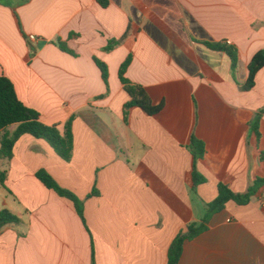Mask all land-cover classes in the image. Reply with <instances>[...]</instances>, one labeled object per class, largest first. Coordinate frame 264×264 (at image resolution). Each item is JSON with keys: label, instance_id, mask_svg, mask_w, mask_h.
Returning <instances> with one entry per match:
<instances>
[{"label": "crops", "instance_id": "0c3cea01", "mask_svg": "<svg viewBox=\"0 0 264 264\" xmlns=\"http://www.w3.org/2000/svg\"><path fill=\"white\" fill-rule=\"evenodd\" d=\"M106 1L0 0V75L44 124L64 133L73 119L74 136L70 161L30 134L11 158L0 153V212L20 219L0 228V264H168L174 238L201 222L220 183L246 193L264 178V68L243 89L264 49V0ZM208 42L238 48L236 71ZM128 58L125 77L163 104L156 115L125 116ZM192 136L206 146L196 192ZM42 169L85 201L86 222ZM179 264H264V185L214 214Z\"/></svg>", "mask_w": 264, "mask_h": 264}, {"label": "trees", "instance_id": "16d2710c", "mask_svg": "<svg viewBox=\"0 0 264 264\" xmlns=\"http://www.w3.org/2000/svg\"><path fill=\"white\" fill-rule=\"evenodd\" d=\"M101 4L106 6V0H100ZM113 41L106 48L110 50L114 47ZM64 51H70L63 43H59ZM207 45L217 51L226 52L232 59L233 71H236L239 62V50L237 47L228 43H210ZM131 58H128L121 66L120 78L125 86V90L130 95V100L125 104V116L127 117L129 109L140 107L149 115L159 113L163 104H154L148 91L141 85L133 84L125 77V72L129 66ZM98 67L101 69L104 81L108 82V67L102 61L96 59ZM264 68V49L259 50L253 56L249 64V77L243 89L250 90L255 86L257 73ZM260 116L251 123L252 130L259 135ZM73 119L68 121L64 133L60 131L57 125H46L41 121V114L28 107L19 98L14 83L5 75H0V143L1 156L11 158L16 142L25 134H30L36 138L46 140L63 159L70 161L74 152V136L72 131ZM18 124L14 132L8 131V127ZM189 150L194 157L192 190L197 191V187L205 182L207 178L198 169V162L206 153L205 143L192 136L189 144ZM37 177L50 189L55 190L60 196L68 198L75 204L80 217L85 220V201L77 196L71 190H68L53 178L46 170L42 169L36 173ZM0 183L5 185V175L0 171ZM264 185V178H257L246 193H235L224 183L218 185V196L213 201L206 203V213L201 222L191 223L187 229L180 231L174 238L168 252V264H179L183 255L184 246L203 232L209 229V224L214 214L223 210L229 201H235L240 205H246L251 202L253 197ZM20 219L9 210L4 209L0 212V228L9 223H18Z\"/></svg>", "mask_w": 264, "mask_h": 264}, {"label": "built area", "instance_id": "2783aa9c", "mask_svg": "<svg viewBox=\"0 0 264 264\" xmlns=\"http://www.w3.org/2000/svg\"><path fill=\"white\" fill-rule=\"evenodd\" d=\"M29 38H30V40H32V41H35V40L37 39V37H36L35 35H30Z\"/></svg>", "mask_w": 264, "mask_h": 264}]
</instances>
